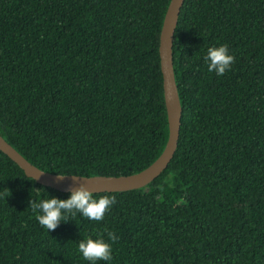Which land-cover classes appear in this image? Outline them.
Segmentation results:
<instances>
[{
  "label": "trees",
  "instance_id": "1",
  "mask_svg": "<svg viewBox=\"0 0 264 264\" xmlns=\"http://www.w3.org/2000/svg\"><path fill=\"white\" fill-rule=\"evenodd\" d=\"M170 0H0V134L54 173L137 172L168 137L159 33ZM227 45L230 70L207 71ZM177 148L104 220L48 234L40 183L0 150V264H87L77 245L114 231L111 264H264V0H184L173 39ZM104 264V262H98Z\"/></svg>",
  "mask_w": 264,
  "mask_h": 264
},
{
  "label": "water",
  "instance_id": "2",
  "mask_svg": "<svg viewBox=\"0 0 264 264\" xmlns=\"http://www.w3.org/2000/svg\"><path fill=\"white\" fill-rule=\"evenodd\" d=\"M183 3L184 0L169 1L159 33L158 52L163 78V96L167 114L168 137L164 148L151 163L137 172L121 175L54 173L41 169L30 162L1 134L0 150L13 160L26 176L33 178L37 183L64 192H70L80 185H84L93 193L123 191L145 187L153 181L171 161L179 139L182 105L174 76L173 39ZM58 174L66 176L63 179H59ZM71 175L80 176L84 180L79 178L74 179Z\"/></svg>",
  "mask_w": 264,
  "mask_h": 264
},
{
  "label": "clouds",
  "instance_id": "3",
  "mask_svg": "<svg viewBox=\"0 0 264 264\" xmlns=\"http://www.w3.org/2000/svg\"><path fill=\"white\" fill-rule=\"evenodd\" d=\"M207 71L215 73L217 77L223 76L230 70L234 62V56L229 54L227 45L212 46L207 48L203 57ZM66 175H59L63 179ZM74 179L84 180L80 176L71 175ZM41 190V189H40ZM40 190L33 191L34 195L28 200V206L39 225L49 232L55 230L62 222L71 221L77 216L87 218L90 221L100 222L104 220L105 213L116 203L114 195L94 196L93 192L84 185L72 189L67 198H57L44 194ZM107 239L104 234L85 236L80 239L77 251L80 257L87 264H111L113 260L112 244L118 240L114 231L105 229Z\"/></svg>",
  "mask_w": 264,
  "mask_h": 264
}]
</instances>
